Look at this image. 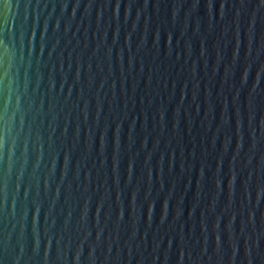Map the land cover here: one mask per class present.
Listing matches in <instances>:
<instances>
[{"label": "water", "instance_id": "95a60500", "mask_svg": "<svg viewBox=\"0 0 264 264\" xmlns=\"http://www.w3.org/2000/svg\"><path fill=\"white\" fill-rule=\"evenodd\" d=\"M0 264H264V0H0Z\"/></svg>", "mask_w": 264, "mask_h": 264}]
</instances>
